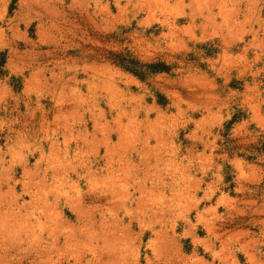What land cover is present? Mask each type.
Here are the masks:
<instances>
[{"label": "rangeland", "instance_id": "obj_1", "mask_svg": "<svg viewBox=\"0 0 264 264\" xmlns=\"http://www.w3.org/2000/svg\"><path fill=\"white\" fill-rule=\"evenodd\" d=\"M5 209L0 264H264V0H0Z\"/></svg>", "mask_w": 264, "mask_h": 264}, {"label": "bare ground", "instance_id": "obj_2", "mask_svg": "<svg viewBox=\"0 0 264 264\" xmlns=\"http://www.w3.org/2000/svg\"><path fill=\"white\" fill-rule=\"evenodd\" d=\"M24 188V187H23ZM25 189V188H24ZM26 190V189H25ZM29 190V189H28ZM24 192H26V191H24ZM27 194V193H26ZM31 194V193H30ZM14 204V203H13ZM17 204V203H16ZM11 205V204H10ZM9 206V205H8ZM13 206V205H12ZM10 208H11V206H10ZM2 209V208H1ZM20 209V208H19ZM6 210V209H5ZM7 212L6 213H4V214H2V215H0V216H2V217H0V224H1V228H0V233H1V231H3L2 233H4L5 232V230H6V228H8V227H6L5 228V222H7V220H5V218L6 217H8L9 215L8 214H10V211L9 210H6ZM0 213H2V212H0ZM11 214H13V212L11 213ZM82 214V213H81ZM24 215V214H23ZM6 216V217H5ZM14 216V215H13ZM7 219V218H6ZM80 219V218H79ZM5 220V221H4ZM15 220V219H14ZM78 220V219H77ZM4 223V224H3ZM3 225V226H2ZM8 226V225H7ZM19 228V227H18ZM8 231H10V230H8ZM0 234V239L2 240V237H3V234ZM15 235V234H14ZM25 237H27V235L25 236ZM6 238V237H5ZM30 238V237H29ZM27 239V238H26ZM65 239V238H64ZM105 239V238H104ZM33 244V243H32ZM106 244V243H105ZM3 245V244H2ZM20 245V244H19ZM29 245H31V244H29ZM13 247V246H12ZM3 248V247H2ZM31 249H33V248H31ZM43 249V248H42ZM46 249H48V248H46ZM50 249V248H49ZM9 250V249H8ZM34 250V249H33ZM40 250V249H39ZM51 250V249H50ZM2 251V250H1ZM13 252V251H12ZM33 252H35V251H33ZM7 253H10V252H7ZM38 253V252H37ZM41 253V252H40ZM36 254V253H35ZM39 254V253H38ZM44 254V253H43ZM48 254V253H47ZM2 255H3V253H2ZM20 255V254H19ZM32 255V254H31ZM1 256V255H0ZM21 256H23V255H21ZM30 256V255H29ZM50 256V255H49ZM6 257V256H5ZM7 257H8V255H7ZM24 257V256H23ZM48 258V257H47ZM22 259V258H21ZM7 260H8V258H7ZM100 261V260H99ZM7 262H9V261H7ZM29 262V261H28ZM94 264V263H93ZM100 264V263H99Z\"/></svg>", "mask_w": 264, "mask_h": 264}, {"label": "trees", "instance_id": "obj_3", "mask_svg": "<svg viewBox=\"0 0 264 264\" xmlns=\"http://www.w3.org/2000/svg\"><path fill=\"white\" fill-rule=\"evenodd\" d=\"M121 62H124V61H121ZM124 64V63H123ZM130 66H133L135 63H129ZM124 66V65H123ZM125 68L127 70H129L130 72H132L133 74H135L136 76H141L140 78L143 79L144 78V74L143 72L141 71H136V69H132L133 67H128V66H125ZM149 69H150V72L153 73V72H158V71H163L165 70L164 67H162V65H149Z\"/></svg>", "mask_w": 264, "mask_h": 264}]
</instances>
